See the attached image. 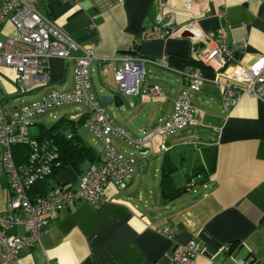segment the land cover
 I'll use <instances>...</instances> for the list:
<instances>
[{
	"label": "crops",
	"instance_id": "crops-1",
	"mask_svg": "<svg viewBox=\"0 0 264 264\" xmlns=\"http://www.w3.org/2000/svg\"><path fill=\"white\" fill-rule=\"evenodd\" d=\"M32 1L70 38L93 47L96 59L90 72L96 95L119 92L124 99L120 107L106 106L117 124L139 133L171 114L174 100L185 87L182 75L147 65L145 82L158 85L160 93L132 96L121 92L114 75L119 58L126 53L155 58L166 53L173 67L187 64L198 46L182 33L163 36L169 19L179 24L192 16L170 8L177 0ZM195 13L200 29L210 37L218 26L225 27L224 43L234 50L235 63L248 64L264 56V0H207ZM159 15L165 18L160 21ZM148 29H153L154 37L140 41L141 33ZM12 30L6 21L0 33L4 38ZM196 68L204 77L200 89L190 93L197 124L175 135L156 134L141 148L145 152L115 139L120 150L136 159L127 187L119 189L108 182L99 206L81 201L61 211L41 232L38 242L23 248L19 264H170L191 238L201 244L196 264H234L239 259L264 264V97L243 93L224 110L221 83L225 77L205 66ZM41 70L46 81L31 83L21 92L16 72L0 67V99L7 114L16 115L24 102L50 89L72 87V62L51 56ZM27 94L32 98L20 105L10 102ZM72 106L35 115L30 134L38 137L57 122L72 121L78 127L76 143L100 154V144L94 139L100 146L97 149L87 141L92 135L80 131L86 109ZM67 130L68 125L61 129L63 133ZM16 153L15 158H20ZM187 160L192 162L185 164ZM93 163L86 159L79 170L64 165L47 184L75 186ZM163 165L174 169L175 187L184 185L187 176L200 169L199 182L169 200L160 186ZM181 170L184 178H180ZM8 197L7 176L0 167V212L7 210ZM13 232L24 234V226H16Z\"/></svg>",
	"mask_w": 264,
	"mask_h": 264
},
{
	"label": "built area",
	"instance_id": "built-area-1",
	"mask_svg": "<svg viewBox=\"0 0 264 264\" xmlns=\"http://www.w3.org/2000/svg\"><path fill=\"white\" fill-rule=\"evenodd\" d=\"M207 0H177L170 8L192 15L182 23L173 19L165 23L163 36L187 33L198 48L192 58L216 75L225 77L221 83V103L224 110L233 106L241 94L264 97V56L248 64L235 63L234 50L224 43L225 27H217L212 37L199 27L195 9ZM220 17L224 14L219 13ZM165 15H159L161 21ZM6 21L13 30L0 39V67H9L16 72L15 82L24 92L31 83H44L46 77L42 66L51 56L72 62L73 84L69 90L50 89L38 98L24 102L19 112L7 114L0 99V167L7 176L9 193L7 210L0 212V264H19L24 247L39 241L41 232L58 214L81 201L99 206L104 201L103 188L112 182L117 188L125 189L134 175V155L120 150L115 139L140 150L156 134L175 135L182 129L197 124V109L190 93L198 91L204 77L199 68L185 64L181 68L172 66L169 55L160 57L126 53L119 58L115 70V82L121 92L132 96L139 92L155 95L160 88L145 82L147 65H156L182 75L185 87L173 103L171 114L155 126L139 129L135 133L117 124L96 95L91 79L90 66L96 55L93 47L82 45L70 38L49 17L38 10L32 0H0V31ZM154 37L153 29L145 30L141 40ZM63 105H76L86 109L84 127L100 144V159L81 174L74 186L64 184L48 185L44 192H33L38 182L45 181L57 163L59 148L53 138L38 139L30 134L29 128L37 114L46 113ZM70 132L66 136L71 137ZM15 145L29 147L24 162L14 156ZM163 148H165L163 146ZM198 183L192 178L186 183L190 189ZM23 225L25 233L13 232ZM201 251L200 242L191 238L177 251L170 264H196ZM234 264H253L244 259Z\"/></svg>",
	"mask_w": 264,
	"mask_h": 264
},
{
	"label": "trees",
	"instance_id": "trees-1",
	"mask_svg": "<svg viewBox=\"0 0 264 264\" xmlns=\"http://www.w3.org/2000/svg\"><path fill=\"white\" fill-rule=\"evenodd\" d=\"M186 63L194 67H204L202 64L195 61L192 57L187 59ZM67 125L70 128V130H67V132H70L72 134L71 137L69 138L66 136V133H63L61 131V129L66 128ZM77 133H78V127L76 124H73L72 121H67L63 124L61 121V122H57L55 125H53L50 128L43 129L41 134L38 137H36L38 139H42L45 137L53 138L58 145L59 156L57 158V163L53 167V171L51 175L54 174V172L58 171V169L62 168L64 165L67 164L71 165L76 170H79V167L86 159H88L92 163L99 161L100 154L97 153L91 146L82 144L80 142L76 143L75 136ZM13 150L15 151V153L16 152L20 153L19 155L20 158L16 159L18 162H24L26 160L28 153L30 152L29 147L26 145H15ZM173 172L174 169L171 168L170 166L163 165L161 168L160 186L163 191V196L169 200L185 192L187 190L186 183L189 182L192 178L197 179V176L202 172V170L200 169L196 170L194 173L188 175L186 183L180 187H175L173 185V181H172ZM48 178H46L45 181L43 180L41 182H38L36 185H34L32 191L39 193L44 192V190H46V188L49 185L47 184Z\"/></svg>",
	"mask_w": 264,
	"mask_h": 264
},
{
	"label": "water",
	"instance_id": "water-1",
	"mask_svg": "<svg viewBox=\"0 0 264 264\" xmlns=\"http://www.w3.org/2000/svg\"><path fill=\"white\" fill-rule=\"evenodd\" d=\"M182 36L189 37L187 33H182ZM98 99L100 103L105 107L111 104H113L115 107H120L124 103V99L119 92H116L112 95H99ZM80 131H82L85 135L89 134L88 131L84 127L80 128ZM142 150L143 149H141V152H145Z\"/></svg>",
	"mask_w": 264,
	"mask_h": 264
},
{
	"label": "rangeland",
	"instance_id": "rangeland-1",
	"mask_svg": "<svg viewBox=\"0 0 264 264\" xmlns=\"http://www.w3.org/2000/svg\"><path fill=\"white\" fill-rule=\"evenodd\" d=\"M1 38H3V35L0 33V39ZM32 96L33 95H30V94L15 96V97L10 99V102L12 104L20 105L21 103L24 102V100L30 99V98H32ZM68 107H71V106H68ZM72 107H77V106L73 105ZM67 109H69V108H67ZM87 141L90 142L92 145L96 146L97 149L100 148V146L97 144V142H94V138L92 136H87ZM188 157H189V155H186V158H188ZM191 162L192 161L187 160L185 162V164H190ZM181 175H182V170H181ZM181 175H180V178L181 177L184 178V176L183 175L181 176ZM178 184H180V183L178 182Z\"/></svg>",
	"mask_w": 264,
	"mask_h": 264
}]
</instances>
